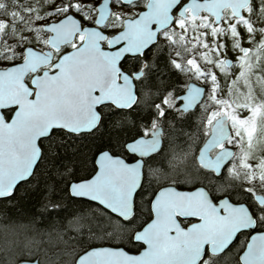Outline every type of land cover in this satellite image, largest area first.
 I'll list each match as a JSON object with an SVG mask.
<instances>
[{"label": "water", "instance_id": "95a60500", "mask_svg": "<svg viewBox=\"0 0 264 264\" xmlns=\"http://www.w3.org/2000/svg\"><path fill=\"white\" fill-rule=\"evenodd\" d=\"M137 0H122L130 4ZM183 0H150L147 10L135 19H128L124 29L103 42V32L112 13V0H103L93 26L69 14L45 26L51 33L49 50L44 52L26 48L22 62L0 69V199L11 197L17 187L34 173L42 156L40 142L53 131L89 133L100 123L98 107L109 104L118 109H129L137 96L133 79L122 72L120 64L127 56L143 55L157 40L160 31L174 21L173 11ZM252 0H190L180 16L191 9L194 16L207 12L222 21L224 12L231 9L240 19ZM156 24V29L151 26ZM84 35L83 43L53 62L52 50H60ZM231 65V60L226 61ZM42 70V73L39 72ZM33 75L30 85L27 77ZM121 75L122 83L118 79ZM205 88L191 83L183 96L188 110L202 100ZM187 110V111H188ZM12 111L10 118L5 112ZM186 111V110H185ZM218 125L222 138L216 137ZM160 132L154 138H140L130 145L139 157L127 163L120 156L103 151L96 157V170L85 180L72 182L70 194L77 199L93 202L124 221L134 215V198L143 180V160L158 152L162 141ZM231 137L229 119L219 117L212 134L201 148L200 162L218 174L234 155L232 148H223L214 159L210 151ZM159 141L153 151H145L148 142ZM207 146V147H206ZM226 161V162H225ZM153 219L135 235L134 241L143 246L138 253L123 247L97 246L83 253L76 264H199L206 248L213 255L224 253L237 236L254 232L256 220L244 204H234L228 198L216 205L207 191L197 188L179 190L173 186L162 188L152 202ZM180 220H196L187 228ZM242 264H264V232L252 233L241 254ZM18 264H40L38 259L22 260Z\"/></svg>", "mask_w": 264, "mask_h": 264}, {"label": "rangeland", "instance_id": "374dc122", "mask_svg": "<svg viewBox=\"0 0 264 264\" xmlns=\"http://www.w3.org/2000/svg\"><path fill=\"white\" fill-rule=\"evenodd\" d=\"M102 1L0 0V69L22 62L28 47L42 52L49 50L51 33L45 31V26L69 14L77 17L83 26H93ZM112 4L111 19L106 29L108 35L119 32L125 19L136 17L145 8L143 1L125 6L119 0H112ZM83 39V36H77L72 44L60 51L52 50L55 60L65 52L76 49ZM162 58L172 71L180 75L184 87L189 82H194L205 86L207 94L206 100L195 113L196 132L190 133L187 140L182 142L174 138L173 130L174 123L181 116H176L177 119L173 120L165 118L162 108L158 110L154 103L149 102L155 121L161 114L159 122L164 126L165 145L156 158L157 162L161 161L162 166L157 167L155 162L151 163L152 166L147 169V179L153 181L159 178L167 183L196 185L199 176L195 175V157L202 144L199 141L207 113L214 109H225L230 117L231 130L227 145L235 151V156L223 177L217 180V188L226 191L228 187L238 183L264 192V0H252L240 19L226 10L219 24H215L214 17L206 13L193 17L188 12L187 19L177 18L145 58L150 67L140 83V101L135 109L137 111L147 103L146 98L152 95L149 88L154 85L155 80L151 75L158 60ZM228 59L232 62L231 66L226 63ZM44 69L53 73L51 65ZM41 73L42 70L39 74ZM28 81H31V77ZM112 112L111 107L103 109L105 117ZM146 126H149L148 123ZM100 130L101 126L92 133L78 136L57 131L52 134V138L55 140L54 145L71 144L74 141H77V145H87V138L96 137ZM47 140L41 143L44 156L50 150L57 155V149L46 145ZM206 183L212 184L209 179ZM81 201L85 203L86 210L72 213L65 226L57 232L58 237L54 241L48 238L49 233L45 232L43 236L34 234L30 223L18 227L0 225V264H16L35 258H39L41 264H75L77 257L88 247L80 248V245L85 235L88 236L90 226L101 235L110 224L113 233L109 231L107 234L116 235L114 242L94 247L127 244L131 248H138L137 244L127 241L122 235L125 230L132 232L144 224L146 217L144 218L141 199L138 210L140 217L132 227H126L120 219L108 214L100 206ZM64 207L67 205L64 204ZM94 211L100 216L94 217ZM245 243L246 236L241 235L227 251L212 258L211 262L240 264V254Z\"/></svg>", "mask_w": 264, "mask_h": 264}, {"label": "flooded vegetation", "instance_id": "af4514ba", "mask_svg": "<svg viewBox=\"0 0 264 264\" xmlns=\"http://www.w3.org/2000/svg\"><path fill=\"white\" fill-rule=\"evenodd\" d=\"M119 1L122 4H124L122 2V0H119ZM140 1L145 2V6H144L145 8L142 11L147 10V7H148V4L150 3V0H137V1H133L130 4H124V5L125 6H130V5H133V4H136V3H140ZM189 1L190 0H183L180 3V5L173 11L172 14L174 16V21H173L172 25L170 27H168L167 29L162 30V31H160L158 33L156 42L154 44H152L150 46V48H148V50H146L144 52L143 55L127 56L122 61V63L120 64V67H121L122 72H124L125 74H127L129 77H131L133 79V83H134V86H135V92H136V96H137L136 102L129 109H118V108H116V107H114L112 105H109V104H105V105H102V106L98 107L97 110H98V112H99V114L101 116V120H100V123H99V125L97 126L96 129H98L100 126H102V123H103V121L105 119V116L103 115V109L104 108L111 107L113 109V112L111 114H113V113H116V112H119V111L127 112V113L129 112L130 113V112L134 111L138 107L137 105H138V103L140 101V92H141L140 89H139L140 83L144 80V78L146 76V71L150 67V65L147 62V59H145L146 56L149 53H151L153 51V49L158 45L161 37L164 34H166L169 29H171V27L176 22V19L177 18L187 19V13L188 12L193 17H198L199 16V15L198 16H194L191 9H187L185 11V16H180L179 15V12L181 11L182 7L185 4H187ZM200 1H204V0H200ZM227 10H230L231 13L233 14V12H232L231 9H227ZM202 13L209 14L207 12H202ZM139 14L136 17L132 18V19L137 18L139 16ZM209 16H211V15L209 14ZM233 16H234V14H233ZM211 17H213V16H211ZM110 19L111 18H109V20ZM109 20H108L107 24L105 25V27L103 28V32L104 33H106V29L108 28ZM126 20H128V19H125L124 20L123 27H122V29L119 32H121L124 29ZM94 24H95V22H94ZM83 27H85V25ZM156 27H157V25L156 24H153L151 26V29L154 30V29H156ZM119 32H117V33H115L113 35H108L106 33L108 35V38L103 42V49H108V44H109L108 43V39L111 38V37H113V36H115ZM77 36H81V37L83 36V38L85 39V36L84 35H77ZM84 39H83V41H84ZM64 47H66V46H64ZM78 47H76V48H78ZM60 50H55V51H60ZM69 51H67V52H69ZM67 52H65V53H67ZM61 56H59V58H57L55 60V55L53 54V62L51 64V68H52V71L53 72L55 71L53 69V65L60 59ZM231 65H232V63H231ZM175 73L178 76V80L176 81L175 85H173L170 88L166 89L163 92V94L157 100L152 101V103L155 104V107L158 110H161V108H162V110L164 112L163 117H165V118L168 117V119L173 120V118H176V116H181L180 120H178L177 118L176 119L178 121H185V120L186 121H189L188 123H190V125L192 127V131L193 132H196L195 131V121H196L195 113L199 110L200 106L206 100L207 88L205 86H203L205 88L204 96H203L202 100L194 107V109L185 111L183 109V106L185 105V99L183 98V96L187 93V90L189 89V85L191 83H194V82H189L187 84V86L184 87L182 85V79H181L180 75L177 72H175ZM29 77H31V80H32L33 75L28 76L27 77V80H26V82L30 85L31 81L30 82L28 81L29 80ZM118 82H119V84L122 83V81H121V75L119 76ZM199 86H201V85H199ZM147 88L148 87H146V89ZM150 99H151L150 96H149V98H146V102L147 101L150 102ZM143 106H144V104L141 106V108H143ZM12 113H13L12 111L5 112V116L7 118H10L11 115H12ZM224 115H226L228 117V119H229V125H230V117L226 113L225 109H221V110L220 109L219 110H215L214 109V110H211V111H209L207 113V117H206L205 122H204V125H203L204 127H203V130H202V137L200 138V141H199L202 144H201L200 147H199V145L197 146V148L199 147V150H198V153H197V155L195 157V162H196V165H194L195 166V168H194L195 175L196 176H199V178L196 180L198 182L196 185H193V186H185V185L178 184V183H167V182H163L159 178H157V180L155 179L153 181L147 179V169L149 168V166H152L151 163L155 162L157 164V167H161L162 166L161 161H159V162L156 161V158L163 151L164 145H165V130H164V126L162 124H160V122H159V119H161V114H160L159 119H157L156 121L154 120V115H151L149 121L147 122L149 126H146L145 127V124H147V123H143L140 126L139 131H138L137 134L131 136L130 138H128L127 140H125L122 143V148H121V150L119 152L111 151L108 148H105V149H102V150L98 151L94 155V157H93V168L94 169L92 171V174L90 176H88V177H84V178H81V179H78V180H72V181H70L68 183V191H69V188H70V184L72 182H77V181L85 180L87 178H90L94 174V172L96 170V164H95L96 157L98 156L99 153H101L103 151H109L114 156H120L123 159H125V161L127 163H134V162L138 161L139 160V157L136 154H134V153L131 152L130 145H132L134 142H136L140 138H142L144 140H151V139H153L154 138V132L158 130L160 132L159 134H160V137H161L162 145H161V148H160V150L158 152H156L154 154H151L148 157L142 158V160H143V180H142V184H141V186H140L139 190L137 191V193L135 195V198H134V215L129 220H127V221H124L121 218H119V217H117V216L114 215L115 217H117L118 219H120V221L126 227L127 226L132 227L135 224V222L138 221V219L140 217L139 212H138L139 206H140L139 201H140V199L142 200V204H143L142 205V208H143L144 213H145L144 218L146 217V219H144L145 222H144V224L141 227H136L137 229L133 230L132 232H129L128 231L127 232V236H126L127 237V241H129L131 243H134V244H137L138 248H136V249L134 248L133 251H129L126 248L125 249L127 251H129V252H132V253H138V252H140L142 250L143 246L141 244H139V243H137V242L134 241L135 235H136V233L138 231L142 230L153 219L152 202H153L156 194L158 193V191L161 190L164 187L173 186V187H175V188H177L179 190H188V191H192V190L197 189V188H203V189H205L207 191V193L209 194V196L211 197V199L213 200V202L216 205H218L219 202L222 199H224V198H228L234 204H244V205H246L248 207V209L250 210L251 214L253 215V217L256 220V230L254 232H243V233H241V234H239L237 236L236 241L241 237V235H243V236L245 235L246 236V243H245V247L243 249V251H244L245 248H246L247 242L249 240V237H250V235L252 233H255V232H264V192L255 190V189L250 188V187L240 186L238 183H234L231 187H228V189L226 191H224V190H222V191L218 190L217 186H219V184L217 183V180L218 179H221L223 177L225 170L229 167V165L231 164V162H232V160H233V158L235 156V151H234V155L231 158V160L222 168V170H221V172L219 174L215 170H213V169L205 168L203 166V164L199 160V156L201 154V148L203 147V145L206 143V141L211 136L214 123L216 122V120L219 117L224 116ZM174 125H175V123H174ZM57 131H64L67 134L73 135V136H76V135L77 136L78 135H84V134H89V133L94 132V131H92V132H89V133H79V134H76V133L68 132V131H65V130H56V131H53L52 134L54 132H57ZM52 134L49 137L43 139L40 142V147H41V143L44 140L50 139L52 137ZM229 139L224 144H222V145L218 146L216 149L210 151L209 155H210V158L211 159H214L216 157V155L220 152L221 149H223V148H230L227 145L228 142H229ZM41 149H42V147H41ZM43 156H44V153L42 152V156H41V159H40L37 167L39 166V164L43 160ZM37 167H36L33 175L28 180L22 182L20 185H23L25 183H28L29 181H31V179L34 178L35 173H36V170H37ZM208 179L211 180L212 184H207L206 183V181ZM204 180H206V181H204ZM13 195L11 197H13ZM69 195L72 198H74L70 194V191H69ZM11 197L5 198V199H0V200H7V199H10ZM74 199H77V198H74ZM78 200H84V199H78ZM84 201H87V200H84ZM87 202L91 203L92 205L95 204V203L90 202V201H87ZM105 212H107L108 214H111L107 210ZM195 222H196V220H180L181 226L183 228H187L191 224H194ZM110 246H113V247H122V246H117V245L116 246L110 245ZM93 247H94V245L93 246H88L86 248V250H84V252H82L79 256H81L83 253H85L86 251H88L89 249H91ZM243 251H242V253H243ZM241 254H240V257H241ZM79 256L77 257V259L79 258ZM218 256L219 255H213V254H211L209 252V249L206 248L204 257H203V259L201 260V262L199 264H213V262H211V259L212 258H217ZM35 259H38L39 260V258H35ZM77 259H76V261H77ZM76 261H75V264H76ZM39 262H40V260H39ZM18 263L19 262H17L16 264H18ZM240 264H242L241 261H240Z\"/></svg>", "mask_w": 264, "mask_h": 264}, {"label": "trees", "instance_id": "16d2710c", "mask_svg": "<svg viewBox=\"0 0 264 264\" xmlns=\"http://www.w3.org/2000/svg\"><path fill=\"white\" fill-rule=\"evenodd\" d=\"M151 76L155 82L149 88L152 92L150 102L157 100L166 89L175 85L178 80L175 71L170 69L163 58L158 60ZM150 117L151 109L149 101H147L139 111L134 110L130 113L119 111L106 116L96 137L87 138V145H77V141L71 144L54 145V137L48 139L46 145L57 149L58 156L51 153V150L48 155L46 153L37 167L35 177L28 183L19 186L10 199L0 200V225L5 227V224H9L12 227H18L30 223L31 230L35 231L34 234L43 236L45 232L49 233L48 238L54 241L58 237L57 232H60L62 226H65L72 213L83 212L87 208L85 203H82L83 201L69 196L68 183L90 176L94 169L93 157L98 151L108 148L111 151L119 152L122 143L137 134L140 126L147 123ZM188 122L186 120L175 122L174 138H178L179 142L186 141L187 136L193 133ZM64 204L67 207H64ZM92 214L94 217L100 216L96 211ZM127 231L125 230L122 235V237L125 236V239H127ZM108 232L113 233L110 224L101 235L93 226L88 227V236L85 235V238L81 240L83 243L80 248L114 242L116 235L107 234ZM96 242L98 243L96 244ZM117 245L129 251L134 250L127 244Z\"/></svg>", "mask_w": 264, "mask_h": 264}, {"label": "snow or ice", "instance_id": "6c2138e0", "mask_svg": "<svg viewBox=\"0 0 264 264\" xmlns=\"http://www.w3.org/2000/svg\"><path fill=\"white\" fill-rule=\"evenodd\" d=\"M185 110L186 111L188 110L187 107L185 108ZM222 136H223V129L218 125L217 130H216V137H214V139L222 138ZM158 144H159L158 140L153 141V142H148V144L145 146V151H147V152L153 151L154 148L158 147Z\"/></svg>", "mask_w": 264, "mask_h": 264}, {"label": "bare ground", "instance_id": "6f19581e", "mask_svg": "<svg viewBox=\"0 0 264 264\" xmlns=\"http://www.w3.org/2000/svg\"><path fill=\"white\" fill-rule=\"evenodd\" d=\"M235 241H236V240H235ZM235 241H234V242H235ZM234 242H233V243H234ZM233 243H232V244H233ZM232 244H231V245H232Z\"/></svg>", "mask_w": 264, "mask_h": 264}]
</instances>
